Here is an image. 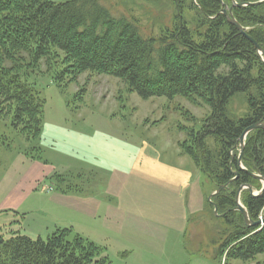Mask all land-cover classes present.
I'll return each instance as SVG.
<instances>
[{
  "label": "trees",
  "instance_id": "1",
  "mask_svg": "<svg viewBox=\"0 0 264 264\" xmlns=\"http://www.w3.org/2000/svg\"><path fill=\"white\" fill-rule=\"evenodd\" d=\"M185 1L177 0L180 14L173 28L155 37L145 34L136 18L115 12L104 0H0V109L12 115L13 126L27 139L40 141L44 102L29 79L42 67L57 85L94 73L120 80L129 93L144 101L181 98L208 106L210 116L201 129L180 126L185 134L181 154L216 190L228 185L211 202L207 200L224 226L216 242L219 258L253 262L264 255V226H246L236 211V196L245 185L254 192L263 187L251 174L264 177V129L246 139L242 157L246 171L240 169L238 157L243 133L264 123V63L254 44L228 22L222 10L232 8L234 18L264 56V3L239 8L233 0H194L193 29L183 18ZM239 97L247 106L243 114L232 110ZM84 174L77 173L72 178L77 186L66 189L61 188V176L55 174L51 180L63 195L90 196L79 181ZM241 203L252 221L264 218V195L254 197L244 190ZM0 264L112 263L103 248L72 228H58L47 239L33 240L19 232L8 240L0 236Z\"/></svg>",
  "mask_w": 264,
  "mask_h": 264
},
{
  "label": "rangeland",
  "instance_id": "2",
  "mask_svg": "<svg viewBox=\"0 0 264 264\" xmlns=\"http://www.w3.org/2000/svg\"><path fill=\"white\" fill-rule=\"evenodd\" d=\"M52 1L63 3L66 0ZM192 1H185L183 18L194 29L196 13L190 7ZM104 3L115 12L136 18L143 32L155 37L164 29L173 28L175 17L180 14L177 0H104ZM261 57L263 61L264 56ZM45 72L46 67H42L29 79L44 102L40 141L27 139L21 129L13 126L12 115L0 109V236L8 240L12 233L19 232L33 240L47 239L55 232L54 225L59 219L69 220L70 215L55 207L51 196L75 195H63L55 190L56 184L51 180L55 174L61 176L64 184L61 188L66 189L77 186L73 181L76 178H72L83 171L85 179L79 181L84 185H80L84 186V191H89L90 196L76 197L103 198L116 204L115 198L106 193L113 175L107 164L101 163L98 157L92 163L74 159L54 146H48L59 141L48 132V125H55L92 138L103 136L135 147L139 160L136 173L146 172L132 180L135 184L138 180L155 178L157 188L168 191L163 186L162 175L188 172L202 188L204 198L197 210H190L185 233L179 235L173 229L167 236V243L163 242L159 231H150L139 225L138 218L136 223L125 221L122 232L109 230L107 224L111 221L97 219L82 223L80 235L103 248L112 264H264V255L253 262L226 261V256L219 258L216 242L224 226L207 206L216 187L188 157L181 154L179 146L185 134L180 126L195 131L201 129L204 120L210 116L208 106L193 105L181 98L144 101L129 93L120 80L94 73H85L76 81L65 80L57 85L54 76ZM232 110L238 114L246 112L243 97L234 101ZM186 116L193 121H187ZM33 185L38 190L27 197ZM23 197L27 198L17 210L16 205Z\"/></svg>",
  "mask_w": 264,
  "mask_h": 264
},
{
  "label": "crops",
  "instance_id": "3",
  "mask_svg": "<svg viewBox=\"0 0 264 264\" xmlns=\"http://www.w3.org/2000/svg\"><path fill=\"white\" fill-rule=\"evenodd\" d=\"M48 126L49 135L59 139L56 143H50L48 146H54L64 154L86 162L92 163L94 158L98 157L101 163L109 166L113 175L106 193L112 195L116 200V204L113 205L114 203L111 204L103 198L100 200L90 197H58L56 195L53 198L51 196L53 199L51 202L55 203L54 206L60 207L63 212L70 215L68 216L69 220L59 219L54 225L55 229L72 228L80 234L79 228L82 223L94 222L99 219L118 225L117 227L112 226L111 223L107 224L110 227L109 230L122 232L125 221L136 223V218H138L137 223L147 230L159 231L164 243H167V236L173 229L179 235L185 233L190 210H197L204 198L202 188L194 176L188 172H169L162 175L163 186L168 191L158 189L155 178L148 181L138 180L135 184L132 180H136L146 173L143 171L136 173V169H138L136 164L139 163V160L136 157L135 147L123 144L121 141L108 140L103 136L92 138L87 134H79L55 125ZM109 145L111 146L106 148ZM127 167L129 171H124ZM17 188L21 193L20 187ZM36 190L38 189L33 185L29 189L27 197ZM26 198L23 197L16 205L17 210L21 208ZM101 214L104 217H101ZM119 222L121 223L119 224Z\"/></svg>",
  "mask_w": 264,
  "mask_h": 264
},
{
  "label": "water",
  "instance_id": "4",
  "mask_svg": "<svg viewBox=\"0 0 264 264\" xmlns=\"http://www.w3.org/2000/svg\"><path fill=\"white\" fill-rule=\"evenodd\" d=\"M233 3H234V6H238L239 8H245V7H248V6H259V5L264 3V0H261L259 2H255V3H246V4H237L236 1L233 0ZM222 14L227 18L228 22L231 25L235 26L237 28V30L241 34H243L248 40H250L254 44V46L256 47L259 55L262 56L263 55L262 48L247 34V29L242 27L238 23V21L234 18L233 14H232V8L225 7L222 10ZM263 63H264V60H263ZM258 129H264V123H258V124H255V125H252L251 127H249L243 133V135L241 136V138L239 140L240 154H239V157H238V163H239L240 169L242 171H246V169L242 165V157H243V154H244V151H245V147H246V139H247L249 134H251L252 132H254V131L258 130ZM234 174L236 176L235 179H237L238 178V173H234ZM251 176L253 178L261 181L262 184H263V187H262L261 191H259L257 193L254 192L252 186L245 185V186L241 187L239 189L238 193H237V196H236V205H237L236 211L240 212V214L243 216L245 224H246L247 227H257V228L260 227L261 228L262 226H264V219L262 221H258V222L252 221L248 211L246 210V208L241 203V193L244 190H248L251 193V195L254 196V197H259V196H263L264 195V177H262L260 175H256V174H251ZM227 187H228V185L218 188V190H216V192H214L212 195H210V197L208 198V201L211 202L212 198L214 196L220 194ZM215 215L218 216V212H217L216 208H215Z\"/></svg>",
  "mask_w": 264,
  "mask_h": 264
},
{
  "label": "bare ground",
  "instance_id": "5",
  "mask_svg": "<svg viewBox=\"0 0 264 264\" xmlns=\"http://www.w3.org/2000/svg\"><path fill=\"white\" fill-rule=\"evenodd\" d=\"M210 197V196H209ZM260 221H262V220H260ZM263 227V226H262Z\"/></svg>",
  "mask_w": 264,
  "mask_h": 264
},
{
  "label": "built area",
  "instance_id": "6",
  "mask_svg": "<svg viewBox=\"0 0 264 264\" xmlns=\"http://www.w3.org/2000/svg\"><path fill=\"white\" fill-rule=\"evenodd\" d=\"M261 219V218H260Z\"/></svg>",
  "mask_w": 264,
  "mask_h": 264
}]
</instances>
